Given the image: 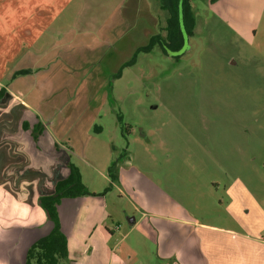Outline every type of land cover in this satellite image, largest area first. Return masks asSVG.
Here are the masks:
<instances>
[{"label":"rangeland","instance_id":"rangeland-1","mask_svg":"<svg viewBox=\"0 0 264 264\" xmlns=\"http://www.w3.org/2000/svg\"><path fill=\"white\" fill-rule=\"evenodd\" d=\"M37 1L38 20L61 8L57 24L84 27L98 42L89 58L57 62V75L45 70L40 82L65 86L54 116L92 120L84 161L74 159L84 180L110 190L107 159L130 158L175 197L202 203V222L216 226L203 232L211 264L264 263V0H191L192 34L183 26V44L169 52L159 42L144 48L166 35L161 0L24 5ZM238 180L247 184L241 211L227 190Z\"/></svg>","mask_w":264,"mask_h":264},{"label":"crops","instance_id":"crops-1","mask_svg":"<svg viewBox=\"0 0 264 264\" xmlns=\"http://www.w3.org/2000/svg\"><path fill=\"white\" fill-rule=\"evenodd\" d=\"M24 4L0 0V264H26L29 247L52 229L41 197L55 193L70 162L84 161L93 136L92 120L54 116L65 86L47 90L40 82L45 70L57 75V62L89 58L96 38L84 27L57 24L61 8L50 7L40 21L45 10L38 1L31 9ZM114 159H107V170ZM117 173L118 180L109 177L108 190L81 172L91 193L60 200L67 264H211L203 232L216 226L202 222L206 210L200 201L175 197L161 177L130 158H119ZM238 181L227 190L241 211L247 208V184ZM113 189L117 195L111 198ZM125 197L130 208L120 203Z\"/></svg>","mask_w":264,"mask_h":264},{"label":"trees","instance_id":"trees-1","mask_svg":"<svg viewBox=\"0 0 264 264\" xmlns=\"http://www.w3.org/2000/svg\"><path fill=\"white\" fill-rule=\"evenodd\" d=\"M215 1V0H211ZM162 7L170 11L167 19L166 35L158 33L150 39L151 44L145 49L159 42L164 51H175L181 47L184 40L182 27L192 34L191 29L195 24V16L192 10L191 0H161ZM184 38V36H183ZM18 73H23L19 71ZM119 157L113 160L109 166V175L113 181L118 180ZM69 175L56 183L55 193L41 197V205L49 212V219L53 223L52 229L44 236L37 239L28 249L26 264H67L69 257L68 238L61 227L58 212V204L63 197H77L91 193L81 181L79 167L69 163Z\"/></svg>","mask_w":264,"mask_h":264},{"label":"water","instance_id":"water-1","mask_svg":"<svg viewBox=\"0 0 264 264\" xmlns=\"http://www.w3.org/2000/svg\"><path fill=\"white\" fill-rule=\"evenodd\" d=\"M47 212V216L49 217V212L48 211H46Z\"/></svg>","mask_w":264,"mask_h":264}]
</instances>
